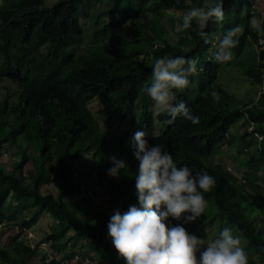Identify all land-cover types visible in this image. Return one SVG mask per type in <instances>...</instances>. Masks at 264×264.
I'll return each instance as SVG.
<instances>
[{
    "label": "trees",
    "instance_id": "trees-1",
    "mask_svg": "<svg viewBox=\"0 0 264 264\" xmlns=\"http://www.w3.org/2000/svg\"><path fill=\"white\" fill-rule=\"evenodd\" d=\"M215 2L55 0L47 6L45 0H0V81L8 79L19 89L15 103L7 96L0 99V150L15 145L18 151L17 159L8 155L9 169L0 165V224L4 220L5 224L28 230L46 213L51 224L45 241L52 254L76 246L73 237H66L70 231L78 241H85L77 264H84V257L89 258L88 264H126L112 243L107 225L117 209L123 214L130 206L139 207V161L129 142L135 132L145 131L149 145L164 146L178 167H189L193 175L207 172L214 177L216 186L202 192L211 205L209 220L224 223L245 239L256 255L255 259L248 258V264H264V220L254 225L257 217L264 215V184L256 182L257 171L264 174V93L255 103L239 101L217 81L220 70L234 68L251 85H261L264 49L257 52L254 44L263 37L264 23L256 30L250 25L253 0H222L223 22L211 20L203 29L209 43L198 35L196 20L192 27L182 28L180 13L175 42L162 43L169 35L160 22L165 14ZM114 8L118 18L99 21L98 14ZM145 12L150 14L146 20L141 18ZM87 15L92 37L99 43L78 52L75 48L83 40L80 20ZM110 15L116 16V12ZM123 21H130L124 33L116 30ZM237 27L235 39L239 43L231 50L232 59L217 62L212 46L229 29ZM123 38L126 45L121 44ZM177 56L195 59L197 72L189 77L186 89L173 90L175 103L185 102L200 122L193 124L182 116L172 120L166 113L155 114L165 127L154 135V111L146 88L151 85L155 60ZM213 91L219 96L218 102L211 96ZM93 97L104 98L102 112L123 122L125 128L112 132L102 129L84 107ZM249 121L255 122L254 130L262 133L258 145L247 130ZM239 126L242 133L238 138L228 133L229 128ZM23 140L31 144L33 156L20 147ZM232 144L239 145L234 149L237 155H246L242 162L247 174L241 183L219 164L210 166L205 162L222 146ZM249 144L257 147L248 151ZM85 153L90 154V162L81 170L84 165L78 160ZM112 155L128 166L119 179L107 175ZM27 160L30 168L22 170ZM48 162L54 163L51 175L44 167ZM43 183L54 187L55 193L40 192ZM92 183L99 185L108 202L106 206L93 207L89 223L76 214V205L68 198L79 195L88 203L76 185L83 184L87 189ZM107 208L114 212L107 213ZM187 215L190 213L184 214ZM176 221L169 217L168 226L178 225ZM178 222L181 226L187 224L184 219ZM33 254L32 245L16 239L8 247L0 246V264H31Z\"/></svg>",
    "mask_w": 264,
    "mask_h": 264
},
{
    "label": "clouds",
    "instance_id": "clouds-1",
    "mask_svg": "<svg viewBox=\"0 0 264 264\" xmlns=\"http://www.w3.org/2000/svg\"><path fill=\"white\" fill-rule=\"evenodd\" d=\"M224 18L222 0H217L214 4L189 9L183 15L182 28L192 27V21L196 20L200 29L198 35L207 44L209 38L203 29L209 21L220 23ZM129 24L130 21L126 22L125 27ZM238 32V27L229 29L219 44L213 45L216 48L213 58L217 62L232 59L231 50L239 43L235 39ZM196 72L195 59L177 56L155 60L151 85L146 92L153 101L156 114L166 113L172 120L182 116L193 124L200 122L185 102L175 103L173 93L174 89H186L190 84L189 77ZM211 96L214 101H219L215 91ZM146 136L145 131H137L129 142L139 161L136 176L139 207L130 206L123 214L112 208L114 214L107 225L112 243L126 264H248L242 238L234 235L231 228H224L214 239H206L189 234L181 225L168 226L169 217L177 221L183 218L185 223L201 217L207 207L202 192H210L216 181L207 172L193 175L189 167H178L164 146H150ZM109 160L112 167L107 170V175L119 179L122 170L126 173L127 164L115 155ZM185 213L190 215L184 216Z\"/></svg>",
    "mask_w": 264,
    "mask_h": 264
},
{
    "label": "rangeland",
    "instance_id": "rangeland-1",
    "mask_svg": "<svg viewBox=\"0 0 264 264\" xmlns=\"http://www.w3.org/2000/svg\"><path fill=\"white\" fill-rule=\"evenodd\" d=\"M55 0H45L46 5H50L54 2ZM207 2V0H205ZM188 3V0H186ZM209 3H211V0H209ZM96 5V3H94ZM253 5H254V13L253 16L250 19V25L253 29H259L261 25L264 23V0H253ZM89 7H92V5H89ZM116 12V16L110 15L112 12ZM189 10L183 8L180 11H175L172 14H165L164 17L161 18L160 22L164 25V27L167 30V33L169 35H166L165 38L163 39L162 43L169 45L175 42L176 37H177V21L176 18L183 17V15ZM174 14V15H173ZM150 16L149 13H141V18H145ZM99 18V21H105L108 22L110 17L114 20L118 18L117 16V10L116 8L112 9L111 11L108 12H101L97 16ZM171 18V24L172 28L170 29V19ZM90 21V15H87L84 17L82 20H80V24L83 30V40L81 46H78L75 48L76 51H84L87 49L89 45L91 44H98L99 39L98 38H93L92 37V25ZM127 21H123L122 24H120L116 30L121 31L122 33L125 32L127 27H125ZM215 38L218 39V37ZM128 42L124 40V38L121 41L122 45H126ZM219 42H216L215 45H218ZM213 49H216L214 46H212ZM258 52V51H257ZM136 59H140L139 57H136ZM218 83L220 86L230 95H232L234 98H236L239 101H252L253 103L256 102L258 96L260 93H264V81L261 83V85H251L249 83V80L242 76L237 69L231 68L229 70H220L217 78ZM19 89L17 88L16 84L11 82L8 79H2L0 81V99L3 97L7 96L8 100L10 102H16V95L18 93ZM105 99L102 97H93L91 100L86 102L84 104L85 109H87L89 112H91L97 121L98 125L105 130L108 131H119L123 128H125V125L123 122H117L114 118L107 116L105 113L102 112V109L105 106ZM152 107H153V101H152ZM154 111V110H153ZM154 111V121H155V130H154V135H157L158 133L161 132V130L165 127L164 124H162L159 120H157L156 115ZM239 122V121H238ZM237 122V123H238ZM234 127L229 128L228 133L236 135L235 138H238L241 133H242V127L239 126L237 129H233ZM239 145H234L232 144L228 148L226 146H222V149L220 150L219 153L214 154L212 156H209L206 158V163L210 166L219 164L220 167L225 169L228 172H232L236 178H241L246 175L247 172L244 171L246 168L243 164V159H246V155H237L235 153V148H237ZM22 149H24L27 154L29 155H34V151L31 148V144L23 140L22 145L20 146ZM244 147V145L242 146ZM249 150L255 149L257 146L255 144H249L248 145ZM247 149V148H246ZM7 152V159L6 157L0 156V165L6 170L9 169L10 167V159L8 158V155L10 157H14V159H17V147L15 145H10V147L6 149H1V152ZM247 153V152H246ZM90 154L85 153L83 154L78 162L82 165H84L83 168H80L81 170L85 169L87 166V163L90 162L89 160ZM13 161V160H12ZM11 161V162H12ZM45 169L46 172L51 175L52 170L54 168V163H46L45 164ZM245 167V168H244ZM30 168V160H27L24 165L23 169H29ZM229 168V170L227 169ZM260 171H257V173ZM241 183V181H239ZM246 189H248V186H246ZM39 191L42 193H45L47 191H51L53 194L55 193L54 187L51 185L47 184H41L39 186ZM68 199H71L72 203L76 205V214L83 217L85 220H87L89 223H92V210L94 209L92 206L94 203L91 201L89 204L79 196L76 195L73 198L70 196ZM94 201H98L97 198L93 199ZM89 202V201H88ZM259 204V202H257ZM108 213H111L113 210L112 208L107 209ZM211 212V205L207 203V207L205 208V212L201 217H199L196 221L187 223L183 227L187 230L189 234H194L198 238H206V239H214L216 238L219 233L224 229V228H231L224 223H221L220 225L217 224L216 221H210L209 220V215ZM248 211H245V214H247ZM208 215V217H207ZM264 218V215H260L257 217V220H255L254 225L257 227L259 226L258 221L262 220ZM183 219V218H182ZM179 225V222L176 221ZM260 222V221H259ZM51 224V219L50 217L46 214L43 213L39 218L36 220V222L33 224V226L28 229H18L16 228L15 225L13 224H5V221L2 220L0 224V246L2 247H8L10 243L16 239H20L24 241L25 243L32 245L34 247V254L30 259L31 264H38L42 261L48 263V264H75L71 259H70V251L74 247H79L82 249L85 241H78L72 234V232L68 231L66 233V237H73V242L76 243V246L72 247L70 251L67 252H56V253H51L50 252V245L48 242L45 241V235L49 231V227ZM233 234L240 236L242 238V246L245 248L248 258L255 259L256 255L253 252V250L249 247V245L246 243L245 239L233 228ZM72 235V236H70ZM45 242V243H44Z\"/></svg>",
    "mask_w": 264,
    "mask_h": 264
},
{
    "label": "built area",
    "instance_id": "built-area-1",
    "mask_svg": "<svg viewBox=\"0 0 264 264\" xmlns=\"http://www.w3.org/2000/svg\"><path fill=\"white\" fill-rule=\"evenodd\" d=\"M214 44V42H212V45ZM255 48L257 49V51L259 50H263L264 49V32H263V37H258L256 39V42L254 44ZM256 126V123L253 121H249L248 125H247V130L248 132L251 134V136L257 141V145L259 144V142L261 141L262 138V133L258 132L256 130H254V127ZM247 149L244 148V151H246ZM264 151V148L262 149ZM2 157H6L7 159V154L5 152L1 153ZM9 158V157H8ZM8 160V159H7ZM229 170V168H227ZM24 170V169H22ZM245 176V174H244ZM244 176L241 178H238L240 181H244ZM258 179H257V183L259 184H264V174L262 172L258 173ZM79 192L84 193L85 197L88 198L89 203L91 201H93V205L92 206H105L107 204L108 198L107 196L104 194V192L102 191V189L99 187V185H97L96 183H92L90 185L89 188L85 189V185L81 184V185H76ZM97 198L98 201H94L93 199ZM264 220V218H263ZM25 230V229H24ZM45 243V242H44ZM82 249L79 247H74L71 250V260L77 264V261H79L80 259V253H81ZM90 255H93V253H90ZM82 263L84 264H88L89 263V258L88 257H84L82 259Z\"/></svg>",
    "mask_w": 264,
    "mask_h": 264
}]
</instances>
